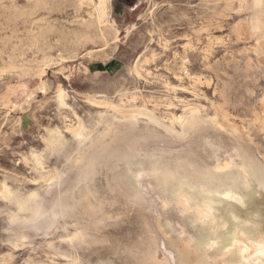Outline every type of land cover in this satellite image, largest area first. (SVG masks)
Wrapping results in <instances>:
<instances>
[{
    "label": "rangeland",
    "instance_id": "374dc122",
    "mask_svg": "<svg viewBox=\"0 0 264 264\" xmlns=\"http://www.w3.org/2000/svg\"><path fill=\"white\" fill-rule=\"evenodd\" d=\"M80 1L0 0V264H163L161 202L147 182L127 183L124 160L187 154L210 137L227 151L231 140L248 143L264 161L260 124H245L264 108V54L232 34L251 13L224 19L219 0H109L103 32L85 24L90 10ZM114 23L118 39L105 29ZM220 103L237 113L224 121L252 137L207 126L180 141L144 117L114 113L146 107L170 124L190 106L217 115ZM78 119L90 130L81 143ZM58 133L66 144L52 154ZM53 168L61 178L38 183Z\"/></svg>",
    "mask_w": 264,
    "mask_h": 264
},
{
    "label": "bare ground",
    "instance_id": "6f19581e",
    "mask_svg": "<svg viewBox=\"0 0 264 264\" xmlns=\"http://www.w3.org/2000/svg\"><path fill=\"white\" fill-rule=\"evenodd\" d=\"M107 1L109 0L80 1L81 5H87L90 10L89 21L88 23L85 22V24L95 26L99 32H103L104 28V26L100 27L101 22L109 19ZM219 1L223 5V14L219 11L223 18L229 19L234 14L251 13L248 17L241 18L235 22L231 29L232 34L245 36L246 40L253 39L256 43L252 45L250 50L259 55V57L264 54V0ZM111 26L112 28L105 27L106 31L110 34L112 32L114 39H118L119 30L116 28L117 26L115 23ZM83 33L85 34V32ZM109 33H107V36H109ZM82 38L84 39V37ZM245 55H249V53ZM247 60L249 61V59ZM140 63L141 58L139 57L135 65L137 73H139ZM245 70L244 77L248 78L249 67ZM25 76L30 77L27 74ZM219 80L221 81V79ZM59 91L60 101L64 103L65 92L61 88ZM237 101L238 105L242 104L241 100ZM233 102L235 103L236 101ZM96 104L112 105L107 100H96ZM106 106L105 108H107ZM227 107V105L225 107L220 103L217 106V115L207 117L203 114L204 108L190 106L180 116H174L170 120V124L146 107H135V109L132 108V110L134 109L133 111L128 109L131 112L124 108L121 110L117 108L114 113L127 119L144 117L180 141L186 140L190 132L196 127L204 128L207 126L229 134H239L245 138L252 137V131H247L245 125L239 127L234 122L228 123L227 121L226 123L224 121L237 114L229 113ZM253 113V120L243 122L251 124L248 125L249 127L252 126L251 129L256 125H253L254 121L258 122L260 124V128L258 127L260 133L264 135V114H261L264 113V108L260 112ZM78 120L79 122L74 127L73 133L77 143H81L88 139L90 130L85 121ZM99 124L101 123L99 122ZM174 124H178L179 129H176ZM49 143L53 149L52 154H56L62 152L66 139L58 133L57 138L52 136ZM231 143L232 148L227 151L228 146L223 141L205 137L190 146L191 150L187 154L146 153L134 157L128 155L124 160L127 183L139 186L141 183L147 182L155 188L161 202V220L158 227L163 240L159 243L158 249L161 256L159 258L163 264H264V161L252 145L238 143L234 140H231ZM260 149L264 152V142L261 143ZM226 157H228L227 160H225ZM42 164L41 161L38 162L39 166ZM39 176L38 183H47L61 178L55 168L41 171ZM5 192L6 190L3 193ZM17 199L18 197H16ZM50 258L52 259L49 254L47 259Z\"/></svg>",
    "mask_w": 264,
    "mask_h": 264
}]
</instances>
